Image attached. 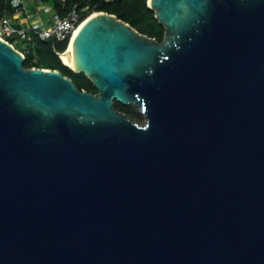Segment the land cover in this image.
<instances>
[{
  "label": "water",
  "instance_id": "1",
  "mask_svg": "<svg viewBox=\"0 0 264 264\" xmlns=\"http://www.w3.org/2000/svg\"><path fill=\"white\" fill-rule=\"evenodd\" d=\"M149 5L77 31L97 93L0 37V264H264V0Z\"/></svg>",
  "mask_w": 264,
  "mask_h": 264
},
{
  "label": "trees",
  "instance_id": "2",
  "mask_svg": "<svg viewBox=\"0 0 264 264\" xmlns=\"http://www.w3.org/2000/svg\"><path fill=\"white\" fill-rule=\"evenodd\" d=\"M40 0H31L32 10L39 8L36 2ZM45 5H49L56 13L65 16L67 12L77 4L79 9L88 7L83 13L84 16L91 15L94 12L106 11L116 14L119 18L129 22L140 32L155 37L162 42L165 38L166 27L156 17V11L150 7L149 0H42ZM16 7L13 0H0V13L8 12L13 15ZM22 15H26V12ZM20 36V35H19ZM14 43L12 39L7 38ZM29 43L28 47H16L25 53V67H42L59 69L65 75L71 77L79 89H87L90 92L97 93L98 88L93 80L82 71H75L66 64L62 58L67 50L71 38L59 40L57 38L41 39L35 32H30L29 37L23 38ZM115 108L124 112L135 120L142 121L143 115L138 106L133 103L124 104L119 100L114 101ZM132 106V108H131Z\"/></svg>",
  "mask_w": 264,
  "mask_h": 264
},
{
  "label": "built area",
  "instance_id": "3",
  "mask_svg": "<svg viewBox=\"0 0 264 264\" xmlns=\"http://www.w3.org/2000/svg\"><path fill=\"white\" fill-rule=\"evenodd\" d=\"M13 4L16 7L13 15H9L6 11L0 13V37L6 40H8V36L15 34L20 35L21 38H27L30 32L37 33L39 37L44 40L48 38H57L59 40L68 37L72 38L75 31L89 16H91H84L85 14L83 12L87 10L88 7L81 10L78 5L75 4L65 16L55 13V15H53L55 21L46 24L45 19L42 17L41 10L49 12L51 11V7L45 5L42 0L36 2L39 8L35 11L31 9V0H13ZM25 12L26 17L23 18L22 14ZM12 44L16 46L15 43Z\"/></svg>",
  "mask_w": 264,
  "mask_h": 264
},
{
  "label": "rangeland",
  "instance_id": "4",
  "mask_svg": "<svg viewBox=\"0 0 264 264\" xmlns=\"http://www.w3.org/2000/svg\"><path fill=\"white\" fill-rule=\"evenodd\" d=\"M41 13H42V17L45 19L46 21V24H49L53 21H55V18L53 15H55L56 11H54L52 8H51V11L47 12V11H44V10H41ZM23 18L26 17V15H22ZM9 39H12L14 41V43L17 45V46H20L21 48L24 47H28L29 43L26 41V39L24 40L23 38H21L18 34H15V35H12V36H8ZM7 37V38H8ZM64 60V59H63ZM130 104V103H129ZM134 104V103H133ZM136 105V104H134ZM137 106V105H136ZM139 107V106H138ZM132 108V106H131ZM140 109V107H139ZM141 111V109H140ZM142 115H143V119L142 121H140L141 123H145L146 120H147V115L145 113H143L141 111Z\"/></svg>",
  "mask_w": 264,
  "mask_h": 264
},
{
  "label": "bare ground",
  "instance_id": "5",
  "mask_svg": "<svg viewBox=\"0 0 264 264\" xmlns=\"http://www.w3.org/2000/svg\"><path fill=\"white\" fill-rule=\"evenodd\" d=\"M95 14H97V12L93 13V14H92L91 16H89L86 20H88L90 17L94 16ZM85 22H86V21H85ZM85 22H83L82 25H83ZM82 25H81V26H82ZM81 26H80V27H81ZM80 27L75 31L73 37H72L71 40H70V43H69V46H68L67 50H66V51L63 53V55H62V58L64 59V62H65L66 64H68L69 66H72V67H74V66H73V63H72V59H71L72 43H73L74 37H75L77 31L80 29Z\"/></svg>",
  "mask_w": 264,
  "mask_h": 264
},
{
  "label": "clouds",
  "instance_id": "6",
  "mask_svg": "<svg viewBox=\"0 0 264 264\" xmlns=\"http://www.w3.org/2000/svg\"><path fill=\"white\" fill-rule=\"evenodd\" d=\"M94 13H95V12H94ZM92 14H93V13H92ZM92 14H91V15H92ZM21 52H22V51H21ZM24 54H25V53H24Z\"/></svg>",
  "mask_w": 264,
  "mask_h": 264
},
{
  "label": "flooded vegetation",
  "instance_id": "7",
  "mask_svg": "<svg viewBox=\"0 0 264 264\" xmlns=\"http://www.w3.org/2000/svg\"><path fill=\"white\" fill-rule=\"evenodd\" d=\"M121 112V111H120ZM124 113V112H123ZM125 114V113H124ZM127 115V114H126Z\"/></svg>",
  "mask_w": 264,
  "mask_h": 264
}]
</instances>
